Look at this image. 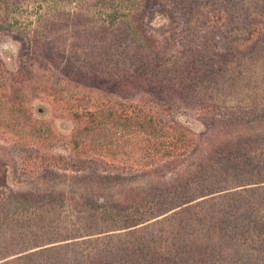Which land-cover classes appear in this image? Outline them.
Wrapping results in <instances>:
<instances>
[{
    "label": "rangeland",
    "instance_id": "374dc122",
    "mask_svg": "<svg viewBox=\"0 0 264 264\" xmlns=\"http://www.w3.org/2000/svg\"><path fill=\"white\" fill-rule=\"evenodd\" d=\"M0 264H264V0H0Z\"/></svg>",
    "mask_w": 264,
    "mask_h": 264
},
{
    "label": "trees",
    "instance_id": "16d2710c",
    "mask_svg": "<svg viewBox=\"0 0 264 264\" xmlns=\"http://www.w3.org/2000/svg\"><path fill=\"white\" fill-rule=\"evenodd\" d=\"M176 119V118H175ZM177 120V119H176ZM175 127H177V128H181V129H183L182 128V124L180 123V121L179 120H177V121H174V124H173ZM150 127H153V121H151V126ZM182 138H184V139H182V141H180V143H189V141L187 140V138L186 137H182ZM168 140H169V138H167L166 139V141H162V143H175V142H168ZM178 146V145H177ZM185 146H186V144H185ZM174 147H175V145H171V146H169V145H166V149H169V150H172V149H174ZM176 148V147H175ZM179 148H184V147H179Z\"/></svg>",
    "mask_w": 264,
    "mask_h": 264
}]
</instances>
